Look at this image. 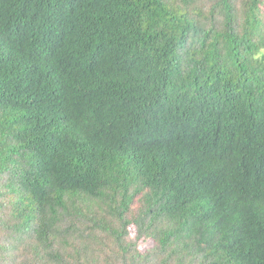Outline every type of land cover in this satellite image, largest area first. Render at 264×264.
Segmentation results:
<instances>
[{"label": "trees", "instance_id": "1", "mask_svg": "<svg viewBox=\"0 0 264 264\" xmlns=\"http://www.w3.org/2000/svg\"><path fill=\"white\" fill-rule=\"evenodd\" d=\"M0 264H264V0H0Z\"/></svg>", "mask_w": 264, "mask_h": 264}, {"label": "rangeland", "instance_id": "2", "mask_svg": "<svg viewBox=\"0 0 264 264\" xmlns=\"http://www.w3.org/2000/svg\"><path fill=\"white\" fill-rule=\"evenodd\" d=\"M153 242L151 240H139V249L145 251L146 249L152 247Z\"/></svg>", "mask_w": 264, "mask_h": 264}]
</instances>
